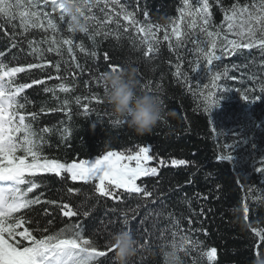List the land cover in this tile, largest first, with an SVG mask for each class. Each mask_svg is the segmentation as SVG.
Returning a JSON list of instances; mask_svg holds the SVG:
<instances>
[{
	"label": "trees",
	"instance_id": "1",
	"mask_svg": "<svg viewBox=\"0 0 264 264\" xmlns=\"http://www.w3.org/2000/svg\"><path fill=\"white\" fill-rule=\"evenodd\" d=\"M236 2L237 0H220L217 3V0H209L212 24L208 30L216 32L218 26L223 25L219 28L221 35L217 39V55H222V58L220 61H214L215 71L221 73L218 83L226 88L240 89V93L246 94L249 99L264 97V93L260 91L264 87V55L258 49L241 50L235 54L220 52L226 44L225 36L227 40L236 38L226 30L222 9ZM122 3L127 4L129 10L137 11L136 18L139 21L167 26L169 32L172 22L179 21V9L183 7L182 0H122ZM191 3L196 7L202 0H191ZM239 3L243 5L251 3V0H239ZM47 10L50 11V8ZM94 11L103 20V14L96 9ZM144 11L148 13L147 20ZM53 15L57 16V23L61 28L57 39L61 35L68 36L67 22L59 21L58 13ZM187 19L190 18L186 17L180 24L183 31L189 32L186 42L176 47L175 37L172 36L170 41L173 49L170 50L169 42L163 41V31L157 32L160 51L147 57V45L140 44L144 34L135 32L133 28H129L127 33L117 39L115 23L109 24L104 28V31L111 33L108 38L97 36L95 42L87 34L77 31L72 34L75 44L82 43L86 51L80 52L79 47L74 46L75 60L67 51V46L62 45L61 55L46 51L49 45L42 41L51 35L50 32L32 29L27 35H21L19 18L14 21L17 25L14 37L17 47L11 48L13 30L10 25L0 20V24L4 25L3 29H0V51L6 53V63L26 68L29 63L40 62L38 56L29 54L31 49L28 41H36V46L45 50V61H60L59 75L66 77L63 82L74 89L70 93H62L57 89L56 93L59 101L68 99L71 102L70 114L67 111L41 112V107L53 109L62 106L53 98L52 93L43 91L45 86L53 87L61 82L48 79L49 75H57L55 69L49 68L44 72L30 69L17 74L18 83H31L32 79L46 81L45 85L34 84L21 94L28 100L25 109L21 110L22 114L33 111L38 113L37 119L31 121L33 129L37 133L44 128L52 130L44 134L45 155L71 162L74 159H95L97 155L109 150L135 151L139 147L149 146L151 155L168 162L166 166H161L158 176L141 178L150 190H154V196L146 198L149 201L146 205L143 200L127 194L121 200L97 199L91 186L73 184L70 180L62 181L54 174H42V187L30 196L43 192L42 201L57 200L60 205L68 203L74 208L87 201L85 210L93 205L95 210L90 218L78 216L69 219L63 216L57 205L40 203L34 205L31 211L25 210L27 216L32 218L33 224L24 227H34L35 222L39 221L41 227L47 226L49 232L54 233L67 223L79 222L85 228L86 234L97 233L93 238L101 244L105 228L112 232L128 230L140 243L147 240L144 250L138 251L131 264H163L160 246L173 239V232L177 233V238L188 235L200 241V248L193 249L188 254L181 252L183 264H255L256 245L259 241L251 228L264 229V174H257L255 171L258 162L264 159V99L250 103L243 99L240 93L229 91L223 94L220 106L213 110L211 117L208 116L204 111L206 102L199 92L202 90L206 95L210 87L196 89L194 84V90L197 91L194 96L185 87L183 77L177 78L174 75V65L183 61L182 73H186L193 81H199L201 86L209 83L205 68L196 73L190 70L189 61H192L194 66L198 55L190 51L193 48L192 40L197 36L200 39L205 37L199 33V29L196 30L195 36L192 35L187 26ZM121 25H127V21L121 20ZM119 32H124L123 27ZM147 39L151 43V37ZM92 52L96 53L95 57L91 55ZM105 53L108 56L107 61L104 59ZM76 64L81 67L77 68ZM109 64H131L138 69L141 85L151 81L154 90L159 85L155 94L161 98L169 115L152 133L138 135L126 122L123 126L114 128L111 121L116 117L109 105L84 99L90 98L94 93L104 98L103 84L98 85L94 77L108 71ZM219 95L217 90V96ZM77 96L81 97V105L75 103ZM20 102L25 103L23 99H20ZM84 103L89 104L87 114L83 112ZM29 120L31 117L26 116V122ZM213 125L217 129L216 132L212 130ZM65 128L68 133L64 132ZM234 141H238L233 153L235 160L221 161L219 156L228 155L230 152L223 145ZM172 159H183L189 163L172 166ZM155 162L154 164H157V160ZM137 183H141V180ZM66 186L81 187V194L69 198L64 194ZM205 196L207 199H204ZM189 200L190 206L187 204ZM245 203L249 207L247 222L243 220L242 211ZM137 204L141 207L133 213L131 210L135 209ZM45 210L48 215H44ZM124 212L128 213L127 224L124 223ZM49 220L51 225L48 224ZM175 221H179V224L176 225ZM145 232L148 233L146 237ZM211 247L217 249V257L215 261L209 262L206 257H201L200 252ZM259 250L264 253V243H260ZM101 259L98 258V262ZM112 264H115L114 258Z\"/></svg>",
	"mask_w": 264,
	"mask_h": 264
},
{
	"label": "snow or ice",
	"instance_id": "2",
	"mask_svg": "<svg viewBox=\"0 0 264 264\" xmlns=\"http://www.w3.org/2000/svg\"><path fill=\"white\" fill-rule=\"evenodd\" d=\"M220 0H217L219 3ZM183 7L179 9V21H173L171 32L167 26L152 24L151 22H141L137 17L136 10H129L127 4L122 3V0H0V20L10 25L13 30V40L10 47L16 48L15 29L17 28L16 21L19 18V26L22 29L21 35H27L32 29H39L42 32L51 35L46 37L48 43L47 52H55L61 55V47L67 46V51L73 55L74 46L79 47L80 52H85L86 49L81 43L75 44L72 34L77 31L83 32L95 42L97 36L103 35L108 38L111 34L104 31V28L115 23L116 37L127 33L129 28H133L135 32L144 34L141 39V45H147L145 56L153 53H159L160 41L157 39V32L163 31V41L169 42L168 47L173 49L170 37L174 36L176 47H180L189 39V32L182 30L180 24L187 18V26L192 35H196V30L203 34L205 39H200L198 36L192 40L193 48L190 51L198 54L195 65L189 61L190 70L194 73L200 71L201 68L207 70V80L209 83L203 84L197 80L193 81L186 73L181 72L183 61L175 64L174 75L177 78L183 77L187 90L196 95V89L209 88L210 90L205 95L201 90L199 94L203 97L205 103L204 111L211 117L213 110L220 106L223 94L229 91L240 93L238 88H226L219 84L221 73L215 71L214 61H220L222 55H217V39L221 33L218 26L216 32L209 31V26L212 24L211 5L209 0H202L199 6L194 7L191 0H182ZM74 6V11L69 12L68 6ZM50 8V11L47 10ZM94 9L103 14V20L96 14ZM224 22L227 25V32L233 33L235 39L226 40L224 47L220 49L221 54L225 51L230 54L241 52L243 49L252 50L258 49L264 55V0H251V3L241 5L239 0L230 7L223 8ZM61 22H67L68 36L61 35L57 39V34L61 32L60 24L57 23V16ZM145 19L148 18L147 11H144ZM121 20L127 21V25H121ZM4 25L0 24V29ZM123 27L124 32H119ZM155 29L156 31H153ZM151 37V43L147 37ZM31 49V55L38 56L40 62L29 63L25 67L10 66L5 62L6 53L0 51V264H112L115 258V245L112 243V236L115 232L105 228V236L103 244L93 238L97 233L86 234L85 228L81 223H67L65 227L54 233L49 232L47 226L41 227L39 221L35 222L34 227H24V225H32V218L27 216L25 210L31 211L34 205L47 203L57 205L60 208L64 217L71 219L72 217L90 218L91 213L95 210V205L85 210L84 204H78L75 208L64 203L60 205L57 200L42 201L44 195L41 192L39 195L34 194L36 189L42 187L43 175L54 174L62 181L70 180L75 184L81 182L83 185L91 186L93 194L99 198H111L113 200H121L122 197L135 196L144 201L145 205L149 202L146 198L154 196V190H150L147 184L141 179L144 177H156L159 175L161 166H166V162L162 158H157L150 155L151 148L149 146L139 147L138 150L132 151H114L109 150L102 155H97L94 160H72L61 161L57 158H50L44 154L43 147L46 143L44 134L52 130L49 128L41 129L37 133L32 122L38 117L36 111L22 114L26 103V96H21L25 89L32 88L34 84L45 85L44 79H32L31 83H18L16 80L17 74L30 69H38L41 72L47 71L49 68H54L57 75L48 79H56L61 81L53 87L45 86L43 91L52 93L53 98L59 101L57 89L62 93H70L73 87L64 83L66 77L59 75L61 71L60 61L52 62L44 60V49L36 46V41H28ZM10 50V49H9ZM93 57L96 56L92 52ZM107 61V53L104 55ZM179 60V57H177ZM171 63V62H169ZM67 64V61H65ZM77 68L81 66L76 64ZM121 66L109 64V70L116 71ZM108 70V71H109ZM100 73L98 77H94L95 82L103 84L104 95L107 88L103 83ZM234 79V78H231ZM142 91L154 93L159 90H154L151 87V81L141 85ZM217 90L220 95L217 96ZM264 93V87L260 90ZM241 94V93H240ZM242 98L250 103H255L264 99V97L256 96L254 99H249L246 94H241ZM23 99L25 103H21ZM85 100L94 101L96 104L105 103L104 98L99 94L94 93L90 98L85 97ZM62 105L53 109H45L41 107L40 111H67L71 113L69 107L70 101L64 99L59 101ZM75 103L81 105V97H75ZM163 103V101H162ZM84 114L89 112V104L82 105ZM95 111V109H92ZM26 116H30L31 120L26 122ZM69 115V119H70ZM111 124L114 128L123 126L124 121L118 118L113 119ZM213 132L217 129L213 125ZM68 133V129H64ZM66 139L67 137H62ZM238 141L233 143H225L223 147L230 150L228 155H221V161L233 162L234 149ZM157 160L156 166H150V162ZM172 166L186 165L189 162L183 159H172ZM257 174H264V159L260 160L255 168ZM141 180V183H137ZM121 190H123L121 192ZM64 194L69 198L74 195L81 194V187L66 186ZM85 195H87L85 193ZM63 199V197H61ZM204 199H207L205 196ZM190 206L191 201H187ZM141 207L140 204L132 209L135 213ZM243 220L248 221V204L243 205ZM203 209H201V213ZM19 213V215H17ZM44 215H48L45 210ZM124 223H128V213L124 212ZM171 216V213H169ZM51 221L48 224L51 225ZM191 224V220L189 221ZM178 225L179 221H175ZM250 226V225H249ZM143 227V225H141ZM22 229V230H21ZM251 231L258 237L256 245L257 259L255 264H264V253L260 249V243H264V229L251 228ZM35 233V234H34ZM206 234V233H205ZM144 236H148L145 232ZM173 239L170 242L162 244L161 249L172 247L176 248L179 245V251L188 254L191 250L200 248V241L192 239L191 236L181 235L177 238V233H172ZM139 242V251L144 250L145 243ZM111 253V255H109ZM201 257H206L207 261L216 260L217 249L211 247L207 251L201 250ZM98 258H102L98 262ZM143 260V257L141 258Z\"/></svg>",
	"mask_w": 264,
	"mask_h": 264
},
{
	"label": "clouds",
	"instance_id": "3",
	"mask_svg": "<svg viewBox=\"0 0 264 264\" xmlns=\"http://www.w3.org/2000/svg\"><path fill=\"white\" fill-rule=\"evenodd\" d=\"M73 12L74 6L69 5ZM102 80L107 88L104 101L110 106L112 114L138 135H147L168 118L161 98L142 91L138 79V69L131 64L121 66L116 71H105ZM115 247V264H131L139 251V242L128 230L115 232L112 236ZM163 264H183L179 245L176 248L161 249Z\"/></svg>",
	"mask_w": 264,
	"mask_h": 264
},
{
	"label": "rangeland",
	"instance_id": "4",
	"mask_svg": "<svg viewBox=\"0 0 264 264\" xmlns=\"http://www.w3.org/2000/svg\"><path fill=\"white\" fill-rule=\"evenodd\" d=\"M150 155H151V154H150ZM154 163H156L155 160L151 161V162H150V166H156V165H157V164H154Z\"/></svg>",
	"mask_w": 264,
	"mask_h": 264
}]
</instances>
